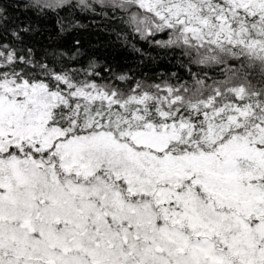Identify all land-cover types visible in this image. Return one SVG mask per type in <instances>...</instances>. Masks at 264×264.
<instances>
[{"label": "snow or ice", "instance_id": "obj_1", "mask_svg": "<svg viewBox=\"0 0 264 264\" xmlns=\"http://www.w3.org/2000/svg\"><path fill=\"white\" fill-rule=\"evenodd\" d=\"M88 14L177 71L41 46ZM0 264H264V0H0Z\"/></svg>", "mask_w": 264, "mask_h": 264}, {"label": "trees", "instance_id": "obj_2", "mask_svg": "<svg viewBox=\"0 0 264 264\" xmlns=\"http://www.w3.org/2000/svg\"><path fill=\"white\" fill-rule=\"evenodd\" d=\"M78 19L83 27L58 39L56 38L54 16L39 21L38 23L42 31H44L45 36L50 35L54 38L53 41L47 39L40 40L41 46H48L54 42L62 44L66 50H70L72 42L75 39H79L81 41V48L86 53L81 58L80 63H86L90 57L95 58L99 62V70L104 76L109 75L106 70L109 66L117 73L132 69L133 73L137 75L141 71L149 75L152 74V70H155L156 73L177 71V68L173 66L175 61H172L171 57L163 58L153 64L149 61L147 55L142 57L140 53L133 49L132 45H135L136 48H140L146 53L151 52L154 56L155 53L152 52L151 46L147 45L144 41H138V38L130 37L129 42L125 43L124 40L117 39L116 32L123 27L118 22L114 23L91 14L79 16Z\"/></svg>", "mask_w": 264, "mask_h": 264}]
</instances>
